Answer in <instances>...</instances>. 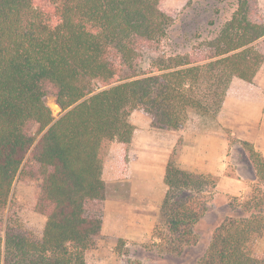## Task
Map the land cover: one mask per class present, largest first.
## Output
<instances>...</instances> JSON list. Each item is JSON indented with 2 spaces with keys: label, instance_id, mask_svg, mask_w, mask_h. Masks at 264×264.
I'll return each instance as SVG.
<instances>
[{
  "label": "trees",
  "instance_id": "obj_1",
  "mask_svg": "<svg viewBox=\"0 0 264 264\" xmlns=\"http://www.w3.org/2000/svg\"><path fill=\"white\" fill-rule=\"evenodd\" d=\"M163 1L0 0V264H87L103 225L106 159L113 143L129 145L130 113L176 132L190 111L217 110L233 78L253 81L264 61L257 0H236L215 37L172 55L162 50ZM145 53L154 57L143 70ZM245 147L254 179L223 205L197 264H264V155ZM180 150L179 141L159 208L178 252L196 243L217 182L182 170ZM15 179L39 183V235L8 207Z\"/></svg>",
  "mask_w": 264,
  "mask_h": 264
},
{
  "label": "rangeland",
  "instance_id": "obj_2",
  "mask_svg": "<svg viewBox=\"0 0 264 264\" xmlns=\"http://www.w3.org/2000/svg\"><path fill=\"white\" fill-rule=\"evenodd\" d=\"M257 3L259 15L264 18V0H257ZM162 8L171 17V25L162 41V50L166 55L182 54L202 41L215 37L234 12L236 0H164ZM259 45L264 52V37ZM153 57L154 54L145 53L143 70L148 69ZM227 93L229 102L225 110L221 111ZM261 99H264V61L251 83L234 80L228 85L222 102L217 110H212L211 115L202 116L190 111L185 126L170 135L179 136L177 141H180L181 147L185 135H189L187 138L190 142L198 134L214 135L223 140L226 145L223 153L224 175L242 178L247 184L248 192L254 174L245 144H250L254 150L264 155V115L257 110ZM46 105L54 119L63 114L54 98H47ZM129 120L134 129L150 132L152 136L159 133L160 136L167 137L164 132H170L155 127L151 119L139 110L132 111ZM122 170L124 164L117 178L112 172H108L105 177V228L95 240L94 247L87 252V264H197L224 212L223 205L232 197H244L247 194L231 196L217 193L213 189L209 207L196 225V243L190 247H182L178 252L165 227L159 224V209L135 206L136 200L127 194L129 184L125 182ZM39 196V183L15 179L8 199V207L17 212L26 229L37 235L41 233L45 223V219L35 209ZM126 200H131L132 203H126ZM131 221L137 223L128 228ZM128 229L133 231L128 235L135 238L123 237L124 230L126 234ZM256 251L264 252V236L256 243Z\"/></svg>",
  "mask_w": 264,
  "mask_h": 264
},
{
  "label": "crops",
  "instance_id": "obj_3",
  "mask_svg": "<svg viewBox=\"0 0 264 264\" xmlns=\"http://www.w3.org/2000/svg\"><path fill=\"white\" fill-rule=\"evenodd\" d=\"M234 80L240 79L233 78L230 83ZM228 102L229 95L227 93L221 111L225 110ZM257 110L264 115V99H261ZM164 134H167V137L160 136L159 133L152 136L150 132L134 129L127 147H122V145L116 142L112 144L106 159V169L102 176L105 184V194L107 190L105 178L107 173L112 172L115 178H117L121 173V166L124 164L122 173L125 174V182L129 184L127 194L130 195L131 199L136 200L135 206L144 209L160 208L167 191V187L163 181L165 167L173 148L179 142L177 141L179 136L170 135L173 134L172 131L164 132ZM185 136L183 137V145L178 159L179 167L182 170L195 175L217 177L218 180L214 188L217 193L241 196L247 192V184L242 178L224 175L225 157L223 153L226 145L223 140L214 135L198 134L195 136L193 142H190L187 138L189 135ZM128 201L131 202V200H126V203ZM132 206L131 204L130 207ZM124 207L126 208V205ZM124 207L122 206L121 208L124 209ZM105 223L106 209L104 203V218L101 233L104 232ZM136 223V221H131L128 228L133 227ZM125 231L123 232L124 238H135L128 235L133 232L131 229H128L126 234Z\"/></svg>",
  "mask_w": 264,
  "mask_h": 264
}]
</instances>
